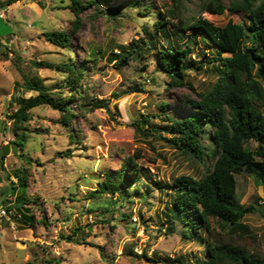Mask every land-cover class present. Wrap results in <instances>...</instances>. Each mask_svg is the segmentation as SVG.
<instances>
[{
	"label": "rangeland",
	"instance_id": "obj_1",
	"mask_svg": "<svg viewBox=\"0 0 264 264\" xmlns=\"http://www.w3.org/2000/svg\"><path fill=\"white\" fill-rule=\"evenodd\" d=\"M98 1L103 12L96 11L93 3L87 4L67 47L54 44L43 31L68 29L74 18L67 6L70 0H16L6 6L0 3V201L9 202L12 215L17 203L14 200L23 192L24 185L18 183L14 173L20 170L26 179V205L34 215L30 227L19 218L0 220V264H172L180 257L185 263L204 264L205 242L182 236L180 221L175 220L174 229L165 232L164 210L172 194L169 189L159 191L153 183L171 186L179 174L200 177L206 172L205 165L212 166V162L204 164L179 151L167 140L172 134L164 129L169 120L165 116L168 111L162 110V100L168 104L170 114L178 117L190 112L184 111L185 99L196 97V93L185 85L169 83V76L158 68L154 54L166 44L167 37L177 45L185 36L178 38L171 26L169 32L156 31L154 21L159 10L166 9L188 22L202 15L223 24L229 18L239 21L245 15L228 7L222 13L208 12L202 8L205 0H151L150 8L143 12L137 10L133 0ZM222 1L228 5L231 0ZM115 12L116 17L111 15ZM144 27L147 32L156 31L154 47L137 49L119 67L116 60L124 51L120 44L146 39ZM92 46L101 50L94 60L87 61ZM192 46L191 55L196 61L204 51L214 52L212 43L204 38ZM32 59L84 63L87 99L104 98L109 109L92 106L79 110L73 97L68 103L75 114L65 125L59 110L48 103L33 106L26 121L29 132L23 148H14L10 142L13 124L7 113L18 106L21 97L36 93L24 85V78L38 75L56 93L69 91L64 72L53 66H33ZM216 75L211 64L186 70L187 79L198 90L208 89ZM261 108L264 112V105ZM142 115H148L144 123L140 122L144 132L131 124L140 121ZM147 128L152 134H145ZM71 130L75 138L70 137ZM247 145L254 149L257 141L252 139ZM129 158L142 173L135 180L133 170L126 171L131 181L129 191L124 188L114 195L108 191L91 197L90 191L107 179L106 173L120 168ZM236 182L239 202L262 203L258 210L241 218L253 234L228 236V226L215 221L213 232L253 254L264 255V185L245 172L236 173ZM135 185L147 195L138 192ZM200 230L205 232L204 241L215 237ZM182 262L180 259L178 263Z\"/></svg>",
	"mask_w": 264,
	"mask_h": 264
},
{
	"label": "trees",
	"instance_id": "obj_2",
	"mask_svg": "<svg viewBox=\"0 0 264 264\" xmlns=\"http://www.w3.org/2000/svg\"><path fill=\"white\" fill-rule=\"evenodd\" d=\"M14 1L16 0H1L0 3L6 6ZM132 2L139 12L151 5V0ZM89 3L94 4L96 11L103 12L98 0H70L67 6L72 10L74 18L69 21L68 29H47L43 31V35L54 44L67 47L73 31L81 24V12ZM226 7L243 12L245 17L239 21L229 18L223 24H217L198 15L188 22L166 9L159 10L154 21L156 31L169 32L168 28L171 26L178 38L185 36L182 44L177 45L167 37L166 44L154 54L158 68L169 76V83L185 85L196 93V97L185 99L184 111L190 112H184L178 117L170 114L168 104L162 100V110L168 111L165 116L169 120V125L164 129L172 134L167 140L179 151L191 154L204 164L212 162V166L205 165L206 172L200 177L179 174L173 179L171 186L159 181L153 183L159 191L166 192L169 189L172 194L168 201L171 200V203L166 204L164 210L167 217L165 232L174 229L175 220L180 221L183 225L182 236H193L205 242L207 257L204 264H264V255L253 254L246 247L215 234L212 226L214 221L221 226H228V236L252 235V228L241 218L245 213L258 210V205L262 203L260 200L255 204L239 202L236 197V173L245 172L255 176L264 185V112L261 108L264 105V0H231L228 5L222 0H205L202 3V8L211 13H222ZM115 13L111 15L116 17L118 13ZM144 30L147 32L145 27ZM155 32H147L146 39L130 41L127 45L120 44L124 51L116 60L119 67L137 49L153 48ZM199 38L209 40L214 52L204 51L196 61L191 55L192 45L197 44ZM98 50H101L100 47L92 46L86 60H94ZM30 62L36 67L53 66L64 72L69 91L65 94L62 91L56 93L38 75L24 78V85L36 90V93L21 97L18 106L11 113H7L13 124L14 137L10 142L14 144V148H23L29 132L26 131V121L33 106L48 103L59 110L60 120L65 125L70 124L75 114L68 103L73 97L77 98L79 110L92 106L109 109L104 98H96L94 101L87 99L83 85V76L86 73L84 63H76L70 59L56 62L32 59ZM203 64H211L217 75L208 89L198 90L187 79L186 70L202 68ZM141 118L139 122L133 121L131 124L138 131L144 132L140 122L144 123L148 115H142ZM147 129L145 134H152ZM69 134L72 138L76 137L73 130ZM252 139L257 141L254 149L247 145ZM7 149L8 146L5 152ZM127 170H133L135 180L141 177L140 168L134 159L129 158L122 162L120 168L107 172V179L100 181L90 191V196L96 198L108 191L114 195L113 193L123 191L124 188L129 191L131 181L126 178ZM19 171L15 170L14 173L18 183L24 185L23 192L14 200L17 203L14 204L15 211L11 217L19 218L24 226L30 227L34 224V215L30 206L26 205L25 175ZM11 183L13 184L12 181ZM135 188L147 195L144 189H140V185H135ZM1 201L6 204L8 211L11 210L8 201ZM200 229L215 237L204 241L205 232H200ZM177 259L178 262L180 259L183 262L172 264H189L181 257Z\"/></svg>",
	"mask_w": 264,
	"mask_h": 264
},
{
	"label": "built area",
	"instance_id": "obj_3",
	"mask_svg": "<svg viewBox=\"0 0 264 264\" xmlns=\"http://www.w3.org/2000/svg\"><path fill=\"white\" fill-rule=\"evenodd\" d=\"M0 16H3V14H0ZM7 219L9 221L12 220L10 210L8 211L6 208V204L3 201H0V220Z\"/></svg>",
	"mask_w": 264,
	"mask_h": 264
},
{
	"label": "water",
	"instance_id": "obj_4",
	"mask_svg": "<svg viewBox=\"0 0 264 264\" xmlns=\"http://www.w3.org/2000/svg\"><path fill=\"white\" fill-rule=\"evenodd\" d=\"M244 41H246V37L244 38Z\"/></svg>",
	"mask_w": 264,
	"mask_h": 264
}]
</instances>
